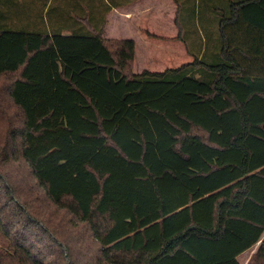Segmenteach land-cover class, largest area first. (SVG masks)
I'll list each match as a JSON object with an SVG mask.
<instances>
[{
	"label": "trees",
	"instance_id": "16d2710c",
	"mask_svg": "<svg viewBox=\"0 0 264 264\" xmlns=\"http://www.w3.org/2000/svg\"><path fill=\"white\" fill-rule=\"evenodd\" d=\"M35 1L0 0V264H264V0H174L195 58L141 73L136 0L2 28Z\"/></svg>",
	"mask_w": 264,
	"mask_h": 264
},
{
	"label": "crops",
	"instance_id": "0c3cea01",
	"mask_svg": "<svg viewBox=\"0 0 264 264\" xmlns=\"http://www.w3.org/2000/svg\"><path fill=\"white\" fill-rule=\"evenodd\" d=\"M105 1L107 2V0ZM154 3L151 5V0H136L113 8L106 17L104 38L117 40L133 39L136 42V60L140 53L139 47L144 41L146 45L149 42V38H145L141 32L143 30L151 32V7H154L153 11H155L157 5L160 4L156 0H154ZM166 4L171 5L169 1ZM34 6V10H32V7H26L25 12L22 11L21 13L22 17L19 16L20 13H18L19 17H15V12L12 13L11 9L4 8L9 18H4L2 28L26 30L28 32L35 31L49 35L53 31L60 30L63 35H70L73 30L71 23H74L76 9L82 10L85 14L84 0L79 1V3H77V0H48L47 5L44 0H36ZM177 8L176 2L172 0L171 10H173L174 24L178 30L176 24ZM50 11H52L51 16L48 14ZM82 23L89 29L90 25L87 19H83Z\"/></svg>",
	"mask_w": 264,
	"mask_h": 264
},
{
	"label": "rangeland",
	"instance_id": "374dc122",
	"mask_svg": "<svg viewBox=\"0 0 264 264\" xmlns=\"http://www.w3.org/2000/svg\"><path fill=\"white\" fill-rule=\"evenodd\" d=\"M155 11L151 7V32L143 30V36L149 38L146 45L144 42L139 47V56L133 63V72L141 73L145 70L152 72H163L169 68H177L185 63L192 62L194 56L188 50L186 43L178 38V30L174 24V13L172 0L171 5L166 4L167 0H156ZM155 4L151 0V5ZM1 132V128H0ZM260 243L248 250L239 257L240 264H249L250 259L259 247ZM6 246L5 237L0 226V249Z\"/></svg>",
	"mask_w": 264,
	"mask_h": 264
}]
</instances>
